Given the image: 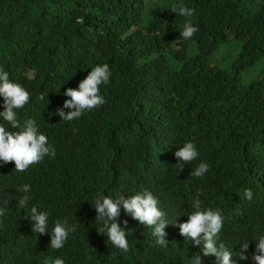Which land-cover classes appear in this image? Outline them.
Here are the masks:
<instances>
[{"label":"trees","instance_id":"obj_1","mask_svg":"<svg viewBox=\"0 0 264 264\" xmlns=\"http://www.w3.org/2000/svg\"><path fill=\"white\" fill-rule=\"evenodd\" d=\"M194 9L198 32L180 38L186 18L174 5ZM146 0H0V68L31 95L17 110L23 126L36 121L55 148L54 158L16 172L0 162V264H43L47 257L65 264H192L204 257L179 234L165 228L167 247L152 229L126 215L115 221L133 247L127 253L99 233L97 195L130 197L145 190L160 201L169 222L187 221L200 193L203 208L224 216L220 242L234 253V264H255L251 256L264 237V0H163L146 10ZM239 53L229 70L213 58L224 47ZM108 64L109 83L100 86L105 103L79 119L62 121L68 88L76 89L95 66ZM257 73L249 85L243 74ZM47 94L46 100L38 96ZM0 97V111H3ZM67 113L68 109H63ZM0 123L8 127L0 117ZM22 129L8 128V131ZM195 144L199 156L176 166L174 153ZM204 162L208 171L191 176ZM31 186L29 207L18 200ZM250 189L253 198L244 196ZM56 221L80 224L64 247H49L50 231H31L30 207ZM248 241V259L240 260ZM93 249L95 251H93Z\"/></svg>","mask_w":264,"mask_h":264},{"label":"clouds","instance_id":"obj_2","mask_svg":"<svg viewBox=\"0 0 264 264\" xmlns=\"http://www.w3.org/2000/svg\"><path fill=\"white\" fill-rule=\"evenodd\" d=\"M172 11L179 16L185 17L186 22L183 30L180 32V38L184 40L191 39L197 32L198 27L191 22V17L195 14L194 9L186 5H174ZM111 71L108 64L97 65L88 75L79 82L76 89L68 88L64 95L66 99L62 108H58L55 115H58L62 121H72L79 119L86 111L98 108L105 103L104 97L100 94V86L109 83ZM48 94V93H47ZM47 94L41 93L38 99L46 100ZM0 97L3 98V111H0V117L7 123L5 127L0 123V162L3 164L13 163L16 172H25L30 166L42 162L46 156L54 158L55 148L50 145L46 135L42 134L34 119H27L21 126L18 119V112L31 100L30 93L19 83L12 82L9 79V73L0 68ZM47 101V100H46ZM50 103L47 101V104ZM63 109L69 111L65 113ZM22 129L17 131H8V128ZM199 152L192 142H186L174 153L178 161L176 166L183 170V165L195 161ZM208 171V165L201 162L198 167L191 172L193 177H201ZM17 191L24 193L18 200V206L21 209L28 208L31 200V186L22 185ZM200 193L191 202L193 209L187 215V221L176 224L175 220L169 222L166 213L160 208L159 199L150 191L145 190L130 197L120 196L112 198L111 196L97 195L93 208L96 212L95 219L102 222L99 233L106 235L108 242L120 251L127 253L133 247V244L127 239L129 232L127 220L123 221L124 228L115 221L120 216L121 208L124 213L133 220L138 221L146 228L152 229V236L156 244L167 247L168 241L165 239L167 233L165 228L169 225L178 227L179 234L185 241H192L193 246L201 247L204 257L214 256L216 264H234L232 259L234 253L228 249L224 243L220 242V233L224 225V216L219 209L203 208L200 200ZM246 199L251 200L253 193L250 189L244 192ZM6 209L0 208V216L5 214ZM31 231L41 235H50L49 247L53 250L62 249L69 238L70 233L76 231L80 226L77 222L68 225L67 222L56 221L51 230H49V213L40 211L36 206L30 207ZM256 247L252 253V260L255 264H264V237H259ZM240 247V252L235 255L240 260L248 259L246 255L249 248L248 241H245ZM93 251H95L93 249ZM192 264H203L201 256L195 254L191 259ZM43 264H65L62 258L52 259L47 257Z\"/></svg>","mask_w":264,"mask_h":264},{"label":"rangeland","instance_id":"obj_3","mask_svg":"<svg viewBox=\"0 0 264 264\" xmlns=\"http://www.w3.org/2000/svg\"><path fill=\"white\" fill-rule=\"evenodd\" d=\"M238 0H233L234 6L237 5ZM163 3V0H146V10H148L149 7H155L159 6ZM239 51L238 49L231 45L229 48L224 47L221 48L219 52H217L215 58L213 60L215 62L220 63L221 67L225 70H229L232 64V61L235 60L237 57ZM257 73L254 72L253 70H249L243 74V84L245 86H249L255 79H256Z\"/></svg>","mask_w":264,"mask_h":264}]
</instances>
